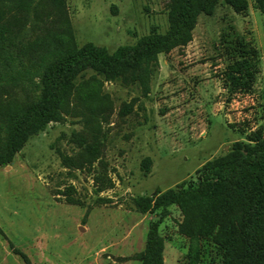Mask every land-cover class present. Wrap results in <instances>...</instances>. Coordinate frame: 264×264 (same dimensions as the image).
<instances>
[{
	"label": "rangeland",
	"instance_id": "1",
	"mask_svg": "<svg viewBox=\"0 0 264 264\" xmlns=\"http://www.w3.org/2000/svg\"><path fill=\"white\" fill-rule=\"evenodd\" d=\"M247 1L242 13L219 2L200 14L187 44L159 54L147 95L137 84L104 81L106 113L86 124L76 101V114L48 123L0 166V264H140L158 213L142 212L136 199L195 184L206 161L264 132V12ZM167 3L65 0V8L78 45L113 51L152 27L164 31ZM239 43L253 62L248 87L232 83ZM123 105L132 106L121 115ZM95 142L97 158L85 150ZM181 220L172 205L160 224L164 264H188ZM218 259L215 245L199 240L198 264Z\"/></svg>",
	"mask_w": 264,
	"mask_h": 264
},
{
	"label": "trees",
	"instance_id": "2",
	"mask_svg": "<svg viewBox=\"0 0 264 264\" xmlns=\"http://www.w3.org/2000/svg\"><path fill=\"white\" fill-rule=\"evenodd\" d=\"M219 2L237 13L248 8L247 0H168L164 31L152 27L135 43L109 51L92 42L76 43L65 0H0V166L10 164L48 123L76 114V101L83 104L86 124L106 113L111 103L100 95L104 81L137 84L147 95L159 54L187 44L198 16L213 14ZM256 2L264 12V0ZM236 50L232 83L248 87L250 50L243 43ZM131 106L123 105L120 114ZM249 140L236 141L223 156L206 161L196 171L195 184L136 199L142 212L158 213L136 255L140 264H164L159 227L172 205L180 209L179 229L191 241L188 264H198L201 239L215 245L218 264H264V132ZM96 144L85 145L94 158ZM14 252L26 260L21 250Z\"/></svg>",
	"mask_w": 264,
	"mask_h": 264
}]
</instances>
